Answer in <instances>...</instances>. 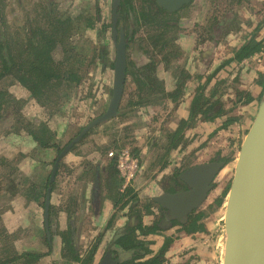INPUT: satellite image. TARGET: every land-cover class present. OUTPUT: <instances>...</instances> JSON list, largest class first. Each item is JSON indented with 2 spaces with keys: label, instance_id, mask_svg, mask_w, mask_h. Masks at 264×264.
Wrapping results in <instances>:
<instances>
[{
  "label": "rangeland",
  "instance_id": "obj_1",
  "mask_svg": "<svg viewBox=\"0 0 264 264\" xmlns=\"http://www.w3.org/2000/svg\"><path fill=\"white\" fill-rule=\"evenodd\" d=\"M208 1L210 5L203 2L205 10L201 11L204 8L197 2L174 18L163 16L159 11L157 14L154 0H125L121 26L126 32L133 30V41L127 50L129 73L120 107L122 113L92 128L62 160L51 195L53 212L50 231L54 246L47 254L50 249L43 205L56 158L93 120L107 111L112 99L116 56L111 37L112 0H0V39L5 40L9 47L8 50L0 48V55L10 57L16 65L24 64L26 69L30 66L26 52L29 49L38 52L42 50L40 48H45L50 37H56V32L48 31L47 38L39 43L31 38L29 32L35 26L60 29L63 22L65 28L68 21H73L68 35L57 36L50 42V66L60 76L59 79L37 80V74H28L29 88L17 79L23 72L12 70L11 74L0 77V264L25 253L45 256L40 260L21 258L10 264L76 263L70 261L72 254L64 247V234L69 239L71 227L77 231L74 241L78 254L84 256L96 244L99 235H107L105 252L115 234L125 227L134 212L140 213L143 220L150 211L160 210L153 197L169 190L184 189V184H176V188H169V185L176 182L184 170L197 165L200 161L197 157L187 159L171 175L164 170L173 164V151L178 145L182 144L184 148L190 146L189 138L184 140V133L195 128L202 118H197L195 125L186 128L179 136L172 133L163 135L162 141L156 131L159 128L168 131V123L174 114V109L168 105L170 101L164 100L160 94L150 95L148 92L146 98L151 101L149 104H135L138 102L136 81L148 84L157 78L165 89L175 90L182 69L192 76L184 96L186 91L196 93V89L211 76L205 85L206 96L211 93L221 96L225 109L229 110L227 115L212 121L218 126L206 134V142L197 144V148L204 147L207 151L204 158L207 161L231 159L216 179L208 200L198 209L204 215L199 223L212 220L224 235L229 190L240 147L247 133L241 130L240 137H234L238 132L233 127L238 129L244 120L243 116L233 114L238 107L235 104L237 98L230 97H236L240 73L238 69L232 70L230 63L225 64L230 59L218 58L216 50L224 40L227 42L225 51L232 53L233 46L228 40L235 32L242 34L244 39L255 37L259 41L264 40V0ZM149 9L154 12L150 18L145 14ZM205 13L231 15L227 22L223 20L219 30L212 31L210 38L207 37L206 47L203 44L201 49L206 27L200 28V24L207 25L211 21ZM54 18L63 22L51 27L49 21ZM242 24L244 26L240 30ZM190 38L192 42L188 44L186 41ZM241 45L233 49L235 56ZM42 51L45 52V49ZM45 57L47 59V55ZM149 58L157 67L156 77L141 69L148 64ZM32 59L35 58L32 56ZM218 67L222 68L214 75ZM222 70L227 72L226 77ZM220 73L222 78H219ZM234 74L235 78H232ZM200 76H203L201 81L198 79ZM153 107L151 112L139 114L140 110L149 111ZM230 117L236 120L222 128ZM140 128H149L148 132H143L144 137H141L143 133H137ZM163 142L167 143L166 146H162ZM141 145L147 148L144 158H141ZM111 151H128L131 157L138 160L142 188L139 192L134 191L137 201L130 202L124 210L120 209L122 204L116 202L118 206L114 208L115 217L111 218L113 225L109 229L110 221L105 227L104 224L94 226L97 222L94 221V210L102 208L103 200L117 197L118 201L128 191H120L122 181L116 177L115 164L108 156ZM191 152L194 154V150ZM97 160L104 166L103 170ZM106 163L110 165L108 170ZM133 184L129 188L134 189ZM131 196L127 195L125 199L130 200ZM218 200H221L220 205ZM98 205L99 208H96ZM124 217L125 224L117 226V221ZM156 217L158 219L159 216ZM166 232L157 235L166 239Z\"/></svg>",
  "mask_w": 264,
  "mask_h": 264
},
{
  "label": "water",
  "instance_id": "obj_2",
  "mask_svg": "<svg viewBox=\"0 0 264 264\" xmlns=\"http://www.w3.org/2000/svg\"><path fill=\"white\" fill-rule=\"evenodd\" d=\"M169 11H177L190 0H159ZM120 0H114L113 38L116 48L112 99L105 114L90 123L80 135L71 141L58 156L50 183L55 181L60 161L72 147L92 128L115 118L121 107L127 81V46L124 36L117 42V8ZM225 161H210L194 165L179 175L186 190L164 192L153 197V201L171 214V220L186 222L187 217L200 209L208 200L214 183L223 169ZM224 216L223 264H264V96L260 102L250 129L244 137L235 173L231 182ZM51 191L47 193L45 222L48 231ZM99 208V205L96 208ZM98 211V210H97ZM171 223L167 229L171 228ZM100 264H114L108 251Z\"/></svg>",
  "mask_w": 264,
  "mask_h": 264
},
{
  "label": "trees",
  "instance_id": "obj_3",
  "mask_svg": "<svg viewBox=\"0 0 264 264\" xmlns=\"http://www.w3.org/2000/svg\"><path fill=\"white\" fill-rule=\"evenodd\" d=\"M57 23H60L57 19L53 21L52 23L49 24V26L53 27L57 25ZM57 31L59 30L58 28ZM132 37L128 36L127 37V46H131V41ZM41 43V42H40ZM50 42L45 45V48H40V49H45V52L40 50L38 52H31L30 49L26 52V57L29 58V68L26 69L27 66L23 65H16L13 63V60L10 57H5L4 55H0V69H1V76H5L8 74H11L12 70H16L18 73L23 72V75H17L15 71V77H17L18 81L23 85L27 86L30 88L28 79L29 75H34L36 76L37 80H41L42 78H49V79H59L60 76L56 74L53 70V67L51 69L50 66V58H49V53H50ZM0 48L2 50L6 49L8 45H4L3 42L0 41ZM264 48V40H257L255 37H252L251 40L247 41L241 47L239 48L238 52L236 53V56L234 59H230L229 61L225 62V64H229L232 61L236 60L241 62L245 58H248L250 56L255 55L256 53H259L263 50ZM9 52V51H7ZM47 55V59L45 57ZM32 56L35 59H32ZM30 59H32L30 61ZM152 58H149L148 64L144 65L141 69L147 73L151 74L153 76H157L156 70L157 67L156 65L151 61ZM222 67H218L215 69L214 75L221 69ZM51 69V70H50ZM129 73V69H128ZM179 82L177 84V87L175 90H167L163 86V83H158L157 78H153L148 84L142 83L140 81L137 82L138 86V91L136 93V97L138 98V102L135 103L136 106H140L142 104L150 103L149 99L146 98V94L149 92V94L157 93L160 94L164 100L170 101L174 103L175 106L178 105V103L181 101V99L184 96L185 92V87L189 86L188 82L192 80V76L182 69L179 74ZM199 81L203 79V76L198 77ZM211 79V76H208L207 81L204 85H200L196 89V93L194 96V99L192 101L191 109H190V114H189V119L188 120H181L179 123V127L177 130L172 133L173 136H179L181 135L186 128H191L192 126L195 125L197 122V118L201 117L202 121L204 122H212L216 118L223 117L227 115L229 110L225 109L224 101L221 100V96L217 97L214 95V93H211V95L208 97L205 94V85L209 83ZM125 92V91H124ZM240 92H236V103L235 104H248L252 101L251 97H247L245 101H242L240 99L241 97ZM122 113V111H119V115ZM236 120V118L230 117L227 122L224 123L222 128L228 127L230 124H232ZM196 121V122H194ZM34 136V135H33ZM183 137V136H182ZM39 141L42 146L43 143L40 140ZM45 148H48L44 146ZM220 155V153H218ZM113 161V160H112ZM221 161H225L227 164L231 162V159L229 158H223ZM114 162V161H113ZM115 163V162H114ZM190 168V167H189ZM188 169V168H187ZM182 172V171H181ZM181 174V173H180ZM179 174V175H180ZM176 184H181V180H179V176L177 177ZM46 188H49V185L47 183ZM51 188V187H50ZM126 195H123L118 199V203H121V210H124L127 208L130 204V202H136V195L134 194V189L128 188L127 189ZM178 190H169L166 192H176ZM132 195L130 200H126L125 197L127 195ZM115 202L114 208H117L118 203ZM221 200H218V205H220ZM159 206V205H158ZM159 209L165 210L159 206ZM154 210L150 211L149 215L154 214ZM162 216L159 217L158 220H154L150 226L144 225L142 216L140 213L134 212L131 217L129 218V222L125 225L121 231L115 234L113 239L110 241V251L112 253L113 259H114V264H172L167 258H166V253L168 252L172 242L173 238L172 237H166L164 240V244L161 247V249L155 253L150 249V245L152 242L147 241L146 237L149 235H157L160 232H163L167 230V225L163 224L164 221V213L163 211L161 212ZM115 215H113L112 219H114ZM204 215L199 212V210L195 211L192 213L190 216L187 217L186 222H178L175 220H171V225L172 226H181L182 230L185 231L187 234H194L197 232H201L204 229V224L199 223L200 220H202ZM108 224V228L113 225V223ZM67 235L64 234V240L65 242V249H68L69 252L72 254L70 255V261H74L78 264H94V259H95V254L98 250L99 243L103 240L104 235H99L96 244L88 250V252L85 253V255L81 256V254L77 253L76 247L73 245L72 240L66 237ZM66 237V238H65ZM53 240L48 241V247L49 251L47 254H50L51 249L54 246V243H52ZM44 254L40 253H25L21 255L20 257H15L12 259H8L5 262L1 264H10L14 263L17 260L21 258H33L34 260H40Z\"/></svg>",
  "mask_w": 264,
  "mask_h": 264
},
{
  "label": "crops",
  "instance_id": "obj_4",
  "mask_svg": "<svg viewBox=\"0 0 264 264\" xmlns=\"http://www.w3.org/2000/svg\"><path fill=\"white\" fill-rule=\"evenodd\" d=\"M203 26V25H202ZM244 24L241 25V29H243ZM185 39V38H184ZM183 39V40H184ZM190 38L188 41H186L188 44L192 42ZM205 39V37H204ZM202 38L201 40V49L206 47L207 40ZM251 40V37L248 39H244L242 34L238 33H232V35L229 37L228 43L232 44L233 49L236 48V46L240 44H244L247 41ZM182 45V43H179ZM238 44V45H236ZM224 45V46H223ZM227 45V42L223 40V43H219L218 48L216 50V53L220 56L218 58H226L234 59L235 53H233L235 50L232 49V53H229L225 51V46ZM231 46V45H230ZM227 56V57H226ZM224 59V60H226ZM218 61V59H216ZM219 63V62H218ZM230 67L232 70H237L240 73V80L238 82L236 92H240L242 95L240 99L242 101H245L246 98L249 96L252 98V101L248 104H238V107L233 111V114L236 116H243V123L242 125L237 129L238 132L236 134V138L240 137L239 132L241 130L244 131L246 134L248 130L250 129L252 122L255 118V115L257 113L258 107L260 105V102L264 96V51L255 54L253 56H250L248 58H245L241 62L239 61H232L230 64ZM222 74L224 76H227V72L225 70H222ZM223 76L219 75V78H222ZM232 78H235V74ZM204 82V80L202 81ZM195 93L192 94V92H187L177 106H175L173 103H168L169 106H172L170 109H174V114L171 118V121L168 123V131L159 128L156 131L157 137L163 140V135L168 133H173L177 130L179 127V123L181 120H187L189 118L190 109L192 105V101L194 99ZM231 98H236L234 96H230ZM154 109L151 108V110L147 111L146 109L140 110L139 114H146L148 112H151ZM231 114V112H230ZM218 125L204 121H200L195 128L186 130L184 133V140L189 138L190 146L187 148H184L182 144L173 152V157L175 158L173 164L169 165L164 171H166V174L171 175L177 168L182 167V165L188 161L189 159H192L193 157H197L199 162L201 163H207L206 157L207 151L204 150V147H198V143H205L207 138L206 134L213 132V130ZM140 131L137 133L142 134L145 131H149V128H140ZM240 130V131H239ZM149 134V133H148ZM145 133L142 134L141 137H144ZM196 138V140L193 141V138ZM167 143L163 142L162 146H166ZM141 151V158H144L147 152L146 146L140 147ZM194 150L193 152H191ZM188 159V160H187ZM98 160H100L98 158ZM97 160L98 165L100 166L101 170H103L104 166L101 165ZM197 160V161H198ZM111 161V160H110ZM108 164L107 170L110 169V165ZM109 166V167H108ZM144 170V168H142ZM170 171V172H169ZM117 171H115V174ZM116 177H120L119 174H116ZM121 180V179H120ZM182 182V181H181ZM119 183V182H118ZM181 184H184L183 182ZM185 185V184H184ZM135 192H139L142 188L141 183V177L138 176L136 181L134 182L133 186ZM176 188V182H171L169 185V188ZM121 191V190H120ZM179 191V190H178ZM121 195H118V197ZM117 197L115 198H108L101 202L102 208H100L98 211L94 210V226H98L99 224H104V227L108 224V222L111 220L115 210L114 205L116 202ZM150 217L148 220L147 218ZM126 219L125 217L118 220L116 225H124ZM153 218L151 216H145L143 219L144 225L150 226L152 224ZM97 223V224H96ZM201 224H204V229L201 232H197L194 234H187L185 231L182 230L181 226L173 227L172 229H169L165 236L172 237L174 240L166 253V258L172 263V264H223V257H224V235L223 233L216 228V224L212 220H205L202 221ZM181 230V231H180ZM147 241L152 242V245L150 246L151 250H153L155 253L158 252L161 247L164 244L165 237L162 235H149L146 237ZM107 244V235L104 236L102 240V244L98 247V251L95 255L94 264H98L103 256L104 253V246ZM64 261V260H63ZM62 261V262H63ZM61 264V263H60ZM77 264V263H72Z\"/></svg>",
  "mask_w": 264,
  "mask_h": 264
},
{
  "label": "flooded vegetation",
  "instance_id": "obj_5",
  "mask_svg": "<svg viewBox=\"0 0 264 264\" xmlns=\"http://www.w3.org/2000/svg\"><path fill=\"white\" fill-rule=\"evenodd\" d=\"M197 2H200V4L202 5L201 7L202 8H204V9H200L201 11H203V10H205L206 8L204 7V5H203V2H206L205 4L206 5H208V3H209V1L208 0H190L189 1V3L188 4H184V6L181 8V9H179V10H177L176 12L175 11H169V10H167L161 3H160V1L159 0H154V6H155V9H156V13L158 14L159 12H160V14H163V16H173L174 18H176V16L177 15H179L181 12H183V11H185V9L187 8V7H190L191 8V6H193V4H196ZM113 3H114V0H112V17H113V11H114V7H113ZM211 3H209V5H210ZM124 9H125V0H120V3H119V5H118V8H117V12H118V14H119V16H118V21H117V25H116V29H117V42H120V40H121V36H124V38H125V40H126V46H127V37L128 36H131V35H133V30H128L127 32L125 31V30H123L124 28H123V26H121V15H122V13H123V11H124ZM98 13H99V7H98ZM159 11V12H158ZM207 12H208V10H207ZM203 13V12H202ZM145 14H147V17L148 18H150V15H153L154 14V12H153V9H149V11L147 12V13H145ZM206 14V16H208V17H210V19H211V21H210V23H208L207 25L206 24H204L203 26L204 27H206V29L204 30V34L205 35H202V37H205V40H207L208 38L207 37H209L210 38V34L211 33H213L212 31H217V30H219L220 29V27L223 25V20H225L224 22H227V20H228V18H229V16L231 15V14H221L220 16H218L217 14L215 15L214 13H212L211 15H209L208 13H205ZM204 17V16H203ZM204 18H206V17H204ZM223 18V19H222ZM53 21H55L56 20V18H54V19H52ZM59 22H60V24H61V22H63L62 20H60V19H57ZM53 21H49V24L50 23H52ZM64 23L65 22H63L62 23V25H61V27H60V29L57 31V29H47V28H45V27H40V26H35V28L34 29H32V32L30 31L29 33H30V35H31V38L32 39H37L38 41H39V43L41 42H43L44 41V39L45 38H47L46 37V34H47V32L49 31V32H56V34H55V36L57 37V36H61V35H68L69 34V32H70V30H72V28H73V21H68L67 22V24H66V26L67 27H65V28H63V25H64ZM226 25V24H225ZM203 26H202V24H200V28H203ZM49 28V27H48ZM31 29V28H30ZM29 31V30H28ZM56 37H50L48 40H47V43H49V42H52V41H54V40H56L55 38ZM111 37H112V41H113V43H114V45H115V42H114V38H113V21H112V18H111ZM204 39V38H203ZM0 41H2L3 43H5V45H6V42H5V40H2V39H0ZM33 41V40H32ZM35 41V40H34ZM133 41V40H132ZM130 46H127V50H128V48H129ZM262 51H264V48H263V50ZM261 51V52H262ZM128 59V58H127ZM114 68H115V63H114ZM128 69H129V66H128V68H127V79H128ZM126 83H127V81H126ZM125 87H126V85H125ZM124 91H125V89H124ZM120 111V110H119ZM119 113V112H118ZM105 114V113H104ZM103 115V114H102ZM101 115V116H102ZM100 117V116H99ZM98 117V118H99ZM94 121V120H93ZM109 121V120H108ZM71 143V142H70ZM69 143V144H70ZM68 144V145H69ZM67 145V146H68ZM65 149V148H64ZM63 149V150H64ZM62 150V151H63ZM61 151V152H62ZM61 152L59 153V155L61 154ZM58 155V156H59ZM58 158V157H57ZM57 158H56V161H57ZM63 159H64V157H63ZM62 159V160H63ZM62 160L60 161V165H61V162H62ZM215 160H217V159H213V160H210V161H215ZM56 161H55V163H56ZM209 161V162H210ZM219 161H221V160H219ZM115 164V163H114ZM55 165V164H54ZM60 165H59V168H60ZM115 168H116V166H115ZM53 169H54V166H53ZM53 169H52V171H53ZM116 170H117V168H116ZM52 171H51V175H52ZM58 171H59V169H58ZM58 171H57V175H58ZM118 172V171H117ZM119 174V173H118ZM51 175H50V178L48 179V185H49V188L47 189V193H48V191L50 190L51 191V195H52V193H53V185H54V182L53 183H50V181H51ZM57 175H56V177H57ZM120 176V175H119ZM120 178H121V176H120ZM55 180H56V178H55ZM121 181H122V188H121V192H125L127 189H123V180H122V178H121ZM51 187V188H50ZM187 189V187L185 186L184 187V189H182V190H186ZM179 191H181V190H179ZM47 193H46V199H45V203H44V205H43V207H44V223H45V230H46V233H47V241H50V240H53V234L51 233V231H50V216H51V213L53 212V206H52V203H51V199H52V197H51V195H50V207H49V222H48V231H47V229H46V222H45V208H46V201H47ZM163 211V213H164V221H163V224H165V225H169L171 222H170V219H171V214L167 211V210H162V209H160L159 210V212H156V211H154L155 213L154 214H152V215H149L148 214V216H154V218H153V221L157 218L156 216H159V217H161L162 216V214H161V212ZM198 211V210H197ZM159 217H158V219H159ZM158 219H156V220H158ZM152 221V222H153ZM173 227H176V226H172L171 228H169V229H172ZM169 229H167L166 231H168ZM75 231H76V229H73L72 227L70 228V230H69V232H70V235H69V238L72 240V242H73V245L75 246V244H76V240L74 241V236H75ZM77 232V231H76ZM79 238V237H78ZM76 239H77V236H76ZM52 243H54V240L52 241ZM152 245V244H151ZM150 245V246H151ZM109 247H110V245H109ZM110 249V248H109ZM109 249H107L104 253H103V256H102V258H101V260H100V262L102 261V259L105 257V255H106V253L108 252V251H110ZM151 249V248H150ZM98 251V250H97ZM153 251V250H152ZM97 253V252H96ZM157 253V252H156ZM80 254V253H79ZM84 254V253H83ZM96 255V254H95ZM82 256V255H81ZM95 260V259H94ZM100 262L98 263V264H100Z\"/></svg>",
  "mask_w": 264,
  "mask_h": 264
},
{
  "label": "built area",
  "instance_id": "obj_6",
  "mask_svg": "<svg viewBox=\"0 0 264 264\" xmlns=\"http://www.w3.org/2000/svg\"><path fill=\"white\" fill-rule=\"evenodd\" d=\"M108 156L115 162L117 171L123 180V189H128L136 181L140 172L138 160L131 157L128 151H111Z\"/></svg>",
  "mask_w": 264,
  "mask_h": 264
},
{
  "label": "bare ground",
  "instance_id": "obj_7",
  "mask_svg": "<svg viewBox=\"0 0 264 264\" xmlns=\"http://www.w3.org/2000/svg\"><path fill=\"white\" fill-rule=\"evenodd\" d=\"M227 165H228V164H227ZM226 167H227V166H226ZM226 167H225V168H226ZM225 168H224V169H225ZM224 169H223V171H224ZM223 171H222V172H223ZM222 172H221V173H222ZM221 173H220V174H221ZM219 176H220V175H219Z\"/></svg>",
  "mask_w": 264,
  "mask_h": 264
}]
</instances>
